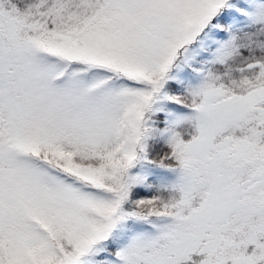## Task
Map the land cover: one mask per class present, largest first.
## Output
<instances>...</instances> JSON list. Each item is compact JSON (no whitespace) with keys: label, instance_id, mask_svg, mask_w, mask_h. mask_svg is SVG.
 <instances>
[{"label":"snow or ice","instance_id":"1","mask_svg":"<svg viewBox=\"0 0 264 264\" xmlns=\"http://www.w3.org/2000/svg\"><path fill=\"white\" fill-rule=\"evenodd\" d=\"M0 264H264V0H0Z\"/></svg>","mask_w":264,"mask_h":264}]
</instances>
